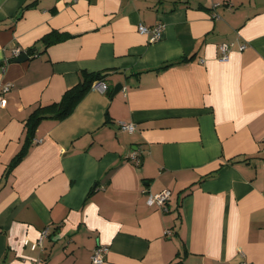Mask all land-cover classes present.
Listing matches in <instances>:
<instances>
[{
	"label": "crops",
	"instance_id": "obj_1",
	"mask_svg": "<svg viewBox=\"0 0 264 264\" xmlns=\"http://www.w3.org/2000/svg\"><path fill=\"white\" fill-rule=\"evenodd\" d=\"M139 24H162L160 40ZM54 31L67 38L45 49ZM83 71L106 91L41 121L4 182L33 109ZM5 83L0 264H91L99 245L104 264H264V0H0ZM164 189L167 211L145 204ZM46 227L42 247L24 245Z\"/></svg>",
	"mask_w": 264,
	"mask_h": 264
},
{
	"label": "trees",
	"instance_id": "obj_2",
	"mask_svg": "<svg viewBox=\"0 0 264 264\" xmlns=\"http://www.w3.org/2000/svg\"><path fill=\"white\" fill-rule=\"evenodd\" d=\"M30 5H27L26 7ZM66 38L67 35L54 31L42 37L39 42H41L44 45V48L46 49L48 46L58 43ZM26 54L29 55V57L35 56L36 52L34 51V47L29 48L26 51ZM185 61L186 59H181L177 62L166 63L161 65V67L157 68L156 70L166 69L173 64L184 63ZM104 79H105V74L102 72L89 73L83 71L81 73L80 82L74 87L68 89L64 93L60 101L51 103L46 106L39 105L33 109V111L31 112V114L29 115V117L25 122V139L23 146L21 150L12 158L9 165L7 166L3 176L4 182L8 174L11 172V170L18 163H20L23 160V158L26 156L30 145L34 141L35 133L40 122L46 119L61 121L67 118L74 111L77 104L91 90L92 83L95 81H104ZM108 93L109 95H111V92ZM88 196H90V194ZM175 264H180V262Z\"/></svg>",
	"mask_w": 264,
	"mask_h": 264
},
{
	"label": "built area",
	"instance_id": "obj_3",
	"mask_svg": "<svg viewBox=\"0 0 264 264\" xmlns=\"http://www.w3.org/2000/svg\"><path fill=\"white\" fill-rule=\"evenodd\" d=\"M137 28H138L139 33L148 36V41L151 43L152 42L154 43V42H157L158 40H160L161 35H162V31H163V25L162 24H157L152 28H149L143 24H139ZM230 47H231L230 44L219 45V51L221 54L219 57L220 60H227L229 53H230ZM240 48L241 49L245 48V45H241ZM20 54H21V52L19 49L13 50L14 57H18ZM11 88H12L11 83H5L1 87V89H0V108L5 105L6 94L10 91ZM106 89H107V87H106V84L104 81H95L91 85V90H94V91L105 92ZM120 126H121V129L123 131H127V132H132L135 129V126L131 123H129V124L121 123ZM132 159L134 160L135 164L139 163L137 155H133ZM143 193L146 194L145 204L148 207H159V208L167 211L166 204L170 201V198L172 196L171 190L164 189V190L157 192V193H150V192L144 190ZM48 235H49V228L46 227L41 231V233H40V235L36 241L31 242L28 239H25L24 245H28L32 250H35L38 247H42L43 242L48 237ZM164 235L166 237H170L171 231L166 230L164 232ZM106 253H107V247L106 246L99 245L96 248H94V250L92 251L91 256H90L91 264H104V259H105Z\"/></svg>",
	"mask_w": 264,
	"mask_h": 264
},
{
	"label": "water",
	"instance_id": "obj_4",
	"mask_svg": "<svg viewBox=\"0 0 264 264\" xmlns=\"http://www.w3.org/2000/svg\"><path fill=\"white\" fill-rule=\"evenodd\" d=\"M28 59V55L27 54H22L20 56H18L14 61L15 62H22ZM122 90V85L120 83H118L117 85L114 86L113 91L111 96H115L118 92H120Z\"/></svg>",
	"mask_w": 264,
	"mask_h": 264
}]
</instances>
